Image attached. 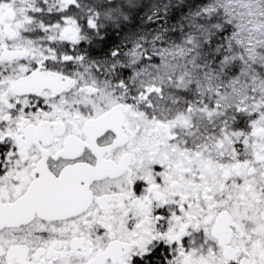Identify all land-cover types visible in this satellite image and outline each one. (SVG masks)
Instances as JSON below:
<instances>
[{
  "label": "snow or ice",
  "instance_id": "6c2138e0",
  "mask_svg": "<svg viewBox=\"0 0 264 264\" xmlns=\"http://www.w3.org/2000/svg\"><path fill=\"white\" fill-rule=\"evenodd\" d=\"M0 264H264V0H0Z\"/></svg>",
  "mask_w": 264,
  "mask_h": 264
}]
</instances>
